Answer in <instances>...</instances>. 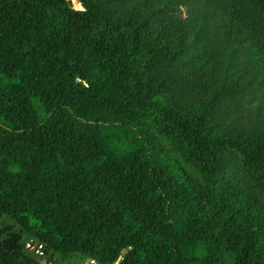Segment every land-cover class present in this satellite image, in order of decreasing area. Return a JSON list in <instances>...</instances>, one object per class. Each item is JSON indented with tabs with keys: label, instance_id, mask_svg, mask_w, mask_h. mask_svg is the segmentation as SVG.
Here are the masks:
<instances>
[{
	"label": "trees",
	"instance_id": "trees-1",
	"mask_svg": "<svg viewBox=\"0 0 264 264\" xmlns=\"http://www.w3.org/2000/svg\"><path fill=\"white\" fill-rule=\"evenodd\" d=\"M257 87L264 0H0V264H264Z\"/></svg>",
	"mask_w": 264,
	"mask_h": 264
},
{
	"label": "rangeland",
	"instance_id": "rangeland-1",
	"mask_svg": "<svg viewBox=\"0 0 264 264\" xmlns=\"http://www.w3.org/2000/svg\"><path fill=\"white\" fill-rule=\"evenodd\" d=\"M71 1L72 3L75 1L72 0H68ZM76 8H79V6H77ZM182 13L184 14V10L182 9ZM259 88H255L254 90H252V92L250 94H247L246 96H244V100H243V105L246 108V112L243 114L244 116H247L248 113H253V111H255V109L257 108L258 105H260L261 103V107L263 110V114H264V96L262 97V94H260L257 90ZM260 89H263V86H260ZM189 171H191V168H187ZM192 172V171H191ZM32 242V241H31ZM29 242V244H27L26 246V252L32 256L35 257L36 260L38 261L39 264H49L47 263V260L42 261L41 263V259L46 257V256H50L52 258H56V256L54 255H45L44 252H41V246L39 244H35L34 242L31 243ZM57 260L54 259V262H56ZM51 264V262H50ZM58 264H66V262L64 260H59ZM84 264V263H83Z\"/></svg>",
	"mask_w": 264,
	"mask_h": 264
},
{
	"label": "water",
	"instance_id": "water-1",
	"mask_svg": "<svg viewBox=\"0 0 264 264\" xmlns=\"http://www.w3.org/2000/svg\"><path fill=\"white\" fill-rule=\"evenodd\" d=\"M73 3H75V2H73ZM31 243H33V241ZM119 260H120V258L114 264H118L119 263ZM84 264H94V262L90 258H87L84 261Z\"/></svg>",
	"mask_w": 264,
	"mask_h": 264
},
{
	"label": "bare ground",
	"instance_id": "bare-ground-1",
	"mask_svg": "<svg viewBox=\"0 0 264 264\" xmlns=\"http://www.w3.org/2000/svg\"><path fill=\"white\" fill-rule=\"evenodd\" d=\"M73 1H75V0H73ZM47 263H49V264H50V260H47Z\"/></svg>",
	"mask_w": 264,
	"mask_h": 264
}]
</instances>
